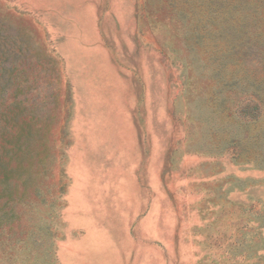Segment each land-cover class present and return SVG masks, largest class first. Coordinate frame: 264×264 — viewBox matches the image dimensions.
<instances>
[{
  "label": "rangeland",
  "instance_id": "obj_1",
  "mask_svg": "<svg viewBox=\"0 0 264 264\" xmlns=\"http://www.w3.org/2000/svg\"><path fill=\"white\" fill-rule=\"evenodd\" d=\"M0 264H264V0H0Z\"/></svg>",
  "mask_w": 264,
  "mask_h": 264
}]
</instances>
